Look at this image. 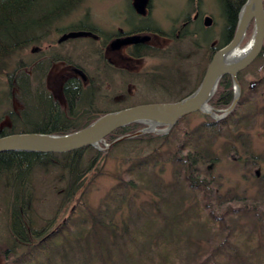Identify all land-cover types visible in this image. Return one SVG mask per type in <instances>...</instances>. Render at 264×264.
<instances>
[{"label": "trees", "instance_id": "16d2710c", "mask_svg": "<svg viewBox=\"0 0 264 264\" xmlns=\"http://www.w3.org/2000/svg\"><path fill=\"white\" fill-rule=\"evenodd\" d=\"M83 1L0 0V73L6 74L8 79V90L0 99V104L6 98L11 99L10 92L14 88L21 103L19 109L10 107L6 110L10 122L0 127V135L19 131L67 133L88 125L109 111L98 108L99 77L71 58L56 52H41L32 61L33 65L19 58L13 69L7 67L14 52L33 40L40 41L49 34L55 21L71 14ZM244 2L219 0L224 25L218 45L208 54L207 64L213 53L233 37ZM151 27L144 26L140 31L149 29L167 34L159 24ZM253 27L254 20L250 22L247 36L251 35ZM75 29L92 30L87 36L105 41L116 34L95 25H74L62 34ZM149 34H140L143 44H130L128 52L135 56L170 52L150 43ZM187 54L178 57H189ZM263 57L264 46L250 65ZM60 60L73 68L83 69L82 73L76 70L64 79L62 90L65 103L55 95L46 79L53 65ZM105 60L107 66L113 67L108 58ZM28 65L30 70L25 67ZM144 74L146 80L156 81L153 80L157 77L156 71H145ZM239 79L243 92L228 115L216 119L204 114L201 121L192 125L190 116L199 113L195 111L182 117L165 134L149 132L131 138L152 141L155 137H162L163 140L146 154L129 158L116 156L117 160L127 162L123 169H107L106 161L112 149L105 154L93 145L63 152H0V192L12 212L13 233L25 240L24 232L30 234L27 223H32V170L42 167L48 171L57 165L65 169L69 180L63 200H67L69 195L83 188L87 172L84 174L81 167L89 165L90 171L98 155L104 161L82 189L69 215L42 233L33 231L34 240H27L26 249L6 264H264L263 194L258 192L253 201L241 205L240 201L247 195L239 192L240 184L221 192L218 189L219 178L215 175L217 163L232 156L245 161V168L252 169L256 177H264V173H257L259 154L250 137L253 122L261 114L264 116V93L262 101L257 99L264 87V76L255 86L249 87L244 85L242 72ZM186 95L188 93L180 98ZM233 99V77L226 73L220 79L210 103L218 109H225ZM144 126V122L122 125L107 134L104 140L111 142ZM174 134H178L175 139ZM161 160H169L171 164V178L167 181L160 171L165 166L159 170ZM81 174L84 176L81 177ZM101 174L112 175L116 181L97 204H92L89 191ZM136 184L150 187L154 192L150 199L143 201L142 206L135 205V214L131 208L127 215L129 220H120L124 197Z\"/></svg>", "mask_w": 264, "mask_h": 264}, {"label": "rangeland", "instance_id": "374dc122", "mask_svg": "<svg viewBox=\"0 0 264 264\" xmlns=\"http://www.w3.org/2000/svg\"><path fill=\"white\" fill-rule=\"evenodd\" d=\"M201 11L213 16V23L209 25V28L202 22L197 21L192 23V26L196 25L205 30L206 33H210V39L207 37L200 38L199 44L192 45V38L189 36H180L178 44L183 52V55L187 54L189 57H182L172 65L178 73L185 75V78H189L190 82L188 86H183L178 91L166 93L160 85L154 81L145 79V71H156L157 65H161L167 57L161 56H144L133 57L131 56L126 47H121L116 51H112L108 40L94 39L91 36L81 35L75 37H69L66 40L59 41L62 32L74 25H95L107 32H112L118 28L130 29L135 23H143L141 18H137L135 12L132 10L131 0H84L79 7L71 14L65 16L63 19L55 21L51 26V31L46 36L42 37L39 41H31L23 49L14 52L7 67L13 69L19 58L27 61L26 63H32L41 52L59 53L64 57L71 58L73 61L82 64L89 72L99 77L100 91L98 94V108L102 110H114L138 104L146 101H166L177 100L181 96L192 91V88L200 84L204 74L205 66L208 62V54L211 46H216L219 43L220 32L224 25V18L221 14V7L219 0H201ZM153 20L162 25L165 29H169L173 26L179 25L182 21L183 14L189 9L190 2L188 0H153ZM204 30H201L202 32ZM250 36H246L241 47L250 39ZM153 43L160 46H169L173 43L168 38L162 36H155L152 39ZM194 42V41H193ZM192 45V46H191ZM104 54V56H103ZM105 58H108L113 67L107 66ZM25 66L30 70L31 66ZM115 68H122L125 71H118ZM127 71V72H126ZM72 65H69L64 60L56 61L51 68L48 76L46 77L48 86L54 91L55 95L60 98L62 103H65V96L62 90V84L64 79L75 73ZM242 77L245 87L255 86L262 76H264V57L261 61L255 62L252 65H248L243 68ZM186 73V74H185ZM188 76V77H187ZM154 80V79H153ZM176 80V79H175ZM8 79L6 74L0 73V99L6 95L8 90ZM264 93V87L261 88L258 98L260 101ZM12 94L11 99L6 98L3 103L0 104V127L10 122L6 110L10 107L19 109L21 103L16 97L15 88L10 92ZM114 108V109H113ZM228 108V107H227ZM226 109V108H225ZM224 110V109H223ZM3 115V116H2ZM204 113H194L190 116L191 124H195L203 119ZM264 116L261 114L253 122V127L250 129L251 143L259 154V168L256 169L257 173H264ZM162 134L163 132H150ZM178 134H174L175 139ZM162 137L154 138L152 141H138L131 140V138H125L116 143L109 145L111 142L101 141V147L96 149L103 151L105 154L111 149V153L106 161V168L114 170L116 167L123 169L126 167V161H119L118 157L129 158L131 156L143 155L148 153L157 144L161 143ZM174 143V142H171ZM170 145V144H169ZM219 145V143H217ZM241 145V143H239ZM104 155V154H102ZM101 155V156H102ZM243 159V158H242ZM101 160V161H100ZM103 158L98 155L97 159L93 163L92 168L88 169L89 165H83L82 171L86 175L84 176L83 188L89 182L90 178L95 171L103 164ZM245 161L237 160L234 157L227 156L217 163L215 169V175L219 178V191L226 192L235 184H240V193H245L247 198L240 201L241 205H245L246 201H253V196L260 192L264 197V177H256L253 175V170H247L244 166ZM165 166L164 170H160L161 166ZM169 160H161L159 162V170L164 175V178L169 180L171 178V166ZM249 166V165H247ZM158 169V168H157ZM247 171V172H245ZM62 174L64 176H62ZM259 178V179H257ZM263 179V180H262ZM68 172L61 168L60 165L51 167L48 171L42 167H35L31 173V185L32 192V223H27L30 228V234L24 232V237L27 240H34L32 233H42L49 228L54 227L66 218L74 205L77 203V198L82 192V187L74 192L69 199L63 200L65 195V189L68 184ZM116 179L112 175L101 174L94 187L89 191V198L92 204H97L109 187L114 184ZM259 182V183H258ZM261 182V184H260ZM154 188V187H153ZM258 189L260 191H258ZM72 190V189H71ZM153 189L146 186L134 185L129 188L125 195L122 211L119 215L120 220H129V211L133 208L134 214L136 213V206H142L143 201L150 199L153 194ZM248 203V202H247ZM134 204V205H132ZM252 217V215H251ZM253 220V217H252ZM12 212L8 207V204L0 192V264H6V262L12 257L24 251L27 247L28 241L21 238L19 234H14L12 230ZM252 225V221H250ZM23 233V231H22Z\"/></svg>", "mask_w": 264, "mask_h": 264}, {"label": "water", "instance_id": "95a60500", "mask_svg": "<svg viewBox=\"0 0 264 264\" xmlns=\"http://www.w3.org/2000/svg\"><path fill=\"white\" fill-rule=\"evenodd\" d=\"M149 0H134L138 12H146ZM254 27L250 39L243 45L247 50L233 55L247 35L250 22ZM213 17L207 15L204 23L211 25ZM92 30L75 29L64 32L59 41L72 36L88 35ZM251 43L249 44V42ZM264 46V0H245L238 14V24L231 40L215 51L207 65L205 75L199 86L187 96L177 100L141 102L122 108L109 110L88 125L67 133L39 131H19L0 135V152L7 150H32L41 152H63L93 145L102 148L101 141L117 127L131 123L144 122L146 126L133 133L123 134L109 145L125 138L149 132H168L184 115L200 111L216 119L228 115L242 94L239 72L250 65ZM83 72L80 68H75ZM230 73L234 81V99L226 109H218L210 103L222 76Z\"/></svg>", "mask_w": 264, "mask_h": 264}, {"label": "flooded vegetation", "instance_id": "af4514ba", "mask_svg": "<svg viewBox=\"0 0 264 264\" xmlns=\"http://www.w3.org/2000/svg\"><path fill=\"white\" fill-rule=\"evenodd\" d=\"M188 1L190 2L189 9L186 11V13H184L182 15L183 18H182V21L179 23V25L173 26L169 29H165L164 27H162V25H160L167 33V34L162 35L159 32H153L149 29H143V30L141 29V31H140V28H142L144 26H147V28H152L151 26H154L157 24L153 20V15H152V11L154 8L153 7V5H154L153 0L148 1L146 12H144V13L138 12L135 5H134V0H131L132 10L135 12L136 17L138 16L137 18H141L142 19L141 21H146V22L135 23L133 25V27L130 29L118 28L117 30L114 31L116 33L115 36H113L108 41L112 51H116L123 46L127 48V46H129L130 44L138 45V46L140 44H143V40H142L140 34L150 33L149 34L150 38L148 39L150 43H152L156 46L165 48V50H170V52H167L169 54H167V53L164 54L162 52H159L156 55V56H161V57H167V59H168V60H165L164 63H161V65L159 64L155 67L156 68L155 70H158L159 73H157V77L154 78V80L159 79V80H157V83L160 82V85H162L161 89L162 90L164 89L166 91V93H168L169 90H170V92L178 91L183 86H185V87L188 86V83L190 82L189 78L186 79L185 75L182 77V75L180 73H178V71L175 68L172 67V65H175L176 62L179 61L180 57H178V56H180V54L183 55V52L181 51L179 44L177 43L179 37L180 36L191 37L192 38V42H191L192 45H195V44L198 45L199 44V39L197 38L199 36H200V38L207 37V40L210 39V35H209L210 33L205 34L204 29H201V30H204L202 32L200 30L199 26H196V25L192 26V23L195 21H197L199 23H202V22L204 23L206 16L210 15V14L203 13L201 11V6H202L201 0H188ZM210 16H212V15H210ZM206 26H207L206 28H209L208 27L209 25H206ZM155 36H162L164 38H168L171 41H173V43L171 45L165 46V47L160 46V45L152 42V39ZM220 39H221V36L219 37V41H220ZM216 46L215 45L211 46L209 53L212 49L214 50V48ZM127 51H128V49H127ZM130 55L133 57H139V58L144 57V56H135L132 54H130ZM78 68L81 69V67H78ZM81 70L83 71V69H81ZM194 90H195V88H192V91H194ZM192 91L188 92V94L191 93ZM146 102H150V101H146Z\"/></svg>", "mask_w": 264, "mask_h": 264}, {"label": "bare ground", "instance_id": "6f19581e", "mask_svg": "<svg viewBox=\"0 0 264 264\" xmlns=\"http://www.w3.org/2000/svg\"><path fill=\"white\" fill-rule=\"evenodd\" d=\"M251 43V41L249 42V44ZM248 48V47H247ZM247 48H245L244 49V47H241V45L239 46V47H236L235 48V50L233 51V55H235V56H237V55H239V54H241V53H243V52H245L246 50H247ZM219 49V48H218ZM215 53V52H214ZM208 65V64H207ZM207 68V67H206ZM205 72H206V70H205ZM205 75V74H204ZM204 77V76H203ZM203 79V78H202ZM202 81V80H201ZM199 86V85H198ZM190 94V93H189ZM187 96V95H186ZM193 112H195V111H193ZM190 113H192V112H190ZM189 114V113H188ZM187 115V114H186ZM185 116V115H184ZM183 116V117H184ZM182 118V117H181ZM180 118V119H181ZM179 119V120H180ZM169 132V131H168ZM165 133H167V132H163L162 134H165ZM130 138H133V137H130Z\"/></svg>", "mask_w": 264, "mask_h": 264}]
</instances>
